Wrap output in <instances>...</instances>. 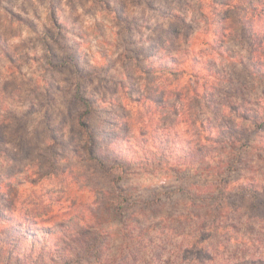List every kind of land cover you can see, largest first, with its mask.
Listing matches in <instances>:
<instances>
[{"label": "clouds", "instance_id": "9594fccd", "mask_svg": "<svg viewBox=\"0 0 264 264\" xmlns=\"http://www.w3.org/2000/svg\"><path fill=\"white\" fill-rule=\"evenodd\" d=\"M0 264H264V0H0Z\"/></svg>", "mask_w": 264, "mask_h": 264}]
</instances>
